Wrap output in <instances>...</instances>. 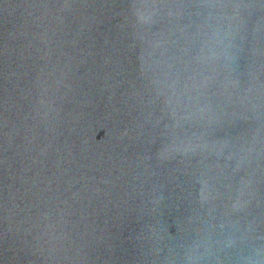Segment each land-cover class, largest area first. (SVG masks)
Listing matches in <instances>:
<instances>
[{
    "label": "water",
    "instance_id": "1",
    "mask_svg": "<svg viewBox=\"0 0 264 264\" xmlns=\"http://www.w3.org/2000/svg\"><path fill=\"white\" fill-rule=\"evenodd\" d=\"M0 264H264V0H0Z\"/></svg>",
    "mask_w": 264,
    "mask_h": 264
}]
</instances>
